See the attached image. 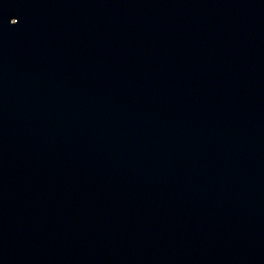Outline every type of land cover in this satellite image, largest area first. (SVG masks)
<instances>
[{"label":"water","instance_id":"95a60500","mask_svg":"<svg viewBox=\"0 0 264 264\" xmlns=\"http://www.w3.org/2000/svg\"><path fill=\"white\" fill-rule=\"evenodd\" d=\"M0 264H264V0H0Z\"/></svg>","mask_w":264,"mask_h":264}]
</instances>
